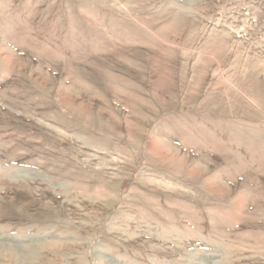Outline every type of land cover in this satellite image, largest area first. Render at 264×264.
<instances>
[{
	"label": "rangeland",
	"instance_id": "obj_1",
	"mask_svg": "<svg viewBox=\"0 0 264 264\" xmlns=\"http://www.w3.org/2000/svg\"><path fill=\"white\" fill-rule=\"evenodd\" d=\"M0 264H264V0H0Z\"/></svg>",
	"mask_w": 264,
	"mask_h": 264
}]
</instances>
